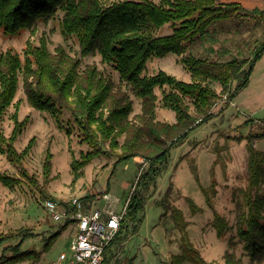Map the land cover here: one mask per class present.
<instances>
[{
  "label": "trees",
  "instance_id": "1",
  "mask_svg": "<svg viewBox=\"0 0 264 264\" xmlns=\"http://www.w3.org/2000/svg\"><path fill=\"white\" fill-rule=\"evenodd\" d=\"M59 10L64 11L61 22L63 35L78 39L82 56L99 54L104 63L111 64L118 72L120 82L117 83L111 74H105L95 63L81 69L80 57L72 56L62 45L51 51L44 38L39 45L29 42L24 49V58L13 48L0 51V151L11 163L19 165L25 175L23 162L33 147L34 138L21 151L15 146V141L29 117L19 120L16 112L9 136L5 135L2 126L21 81L32 107L55 117L65 110L70 111L83 141L90 146L81 161H73L74 169H77V164L84 165L103 153L117 157L114 169L140 156L149 163L136 185L142 186L155 180L168 163L174 146L183 144L195 127L215 116L213 108L219 98L225 97L227 107L248 86L257 61L264 55L262 42L249 57L234 55L220 61L223 70L208 76L210 80L220 82L222 94L210 81H186L162 69L151 75L145 73L151 57H163L169 52L183 55L197 38L208 37L211 27L219 22L243 21L251 16L264 19V8H246L238 1L0 0V28L7 36H14L39 22H48ZM166 25H170L172 32L158 34ZM227 53L230 49L224 47L223 55ZM181 60L194 70L208 62V59L194 54ZM157 87H169L163 92L162 102L175 112V122L157 119ZM129 90L141 99L142 105L140 113L133 116L134 99ZM258 120L261 122L258 128L252 126L245 136L247 177L241 199L236 202L237 235L244 242L250 264H260L264 260V150L256 147V142L264 139V119ZM246 122L249 124L256 120L250 118ZM106 143L109 149L104 148ZM44 167L46 172H50L49 158ZM0 181L5 185L13 183L12 177L1 171ZM141 193L138 187L131 194L122 225L125 230L132 225L136 231L140 226L139 214L145 206ZM205 193L210 204V194L208 191ZM163 202L159 206L167 210L169 206ZM171 216L182 232L181 251L172 257V264H215L207 261L190 241L182 211L173 207ZM213 225L219 237H223L230 228L226 218L219 213L215 214ZM65 227L60 225L56 232L45 238L44 250L49 249ZM123 232L120 231L112 244L119 242ZM31 235L34 234L21 228L16 234L0 237V247L15 236L21 237L18 243L2 250L0 264L38 261L41 252L22 249L23 241ZM225 259L228 264H233L235 258L226 252ZM117 264L130 263L124 259Z\"/></svg>",
  "mask_w": 264,
  "mask_h": 264
},
{
  "label": "rangeland",
  "instance_id": "2",
  "mask_svg": "<svg viewBox=\"0 0 264 264\" xmlns=\"http://www.w3.org/2000/svg\"><path fill=\"white\" fill-rule=\"evenodd\" d=\"M63 16L64 11L59 10L48 22H39L14 36H7L0 28V51L13 48L24 58L27 44L31 42L39 45L44 38L51 51L62 45L72 56L81 58V69L95 63L119 83L120 76L111 64L104 63L99 54L82 56L78 39L63 35ZM263 21L251 16L243 21L231 19L219 22L211 27L208 37L197 38L183 55L169 52L163 57H151L145 73L151 75L162 69L186 81H210L222 94L220 82L210 80L208 75L223 70L220 61L234 55L242 58L251 56L256 46L264 42ZM171 32L170 25H166L158 34ZM224 47L229 48L230 53L223 55ZM190 54L206 58L208 62L194 70L181 60ZM123 87H126L125 84ZM155 90L158 95L157 119L175 122V112L162 102L163 92L168 91L169 87H157ZM129 92L134 99L133 116L140 113L142 105L141 99ZM224 98L222 96L217 100L213 108L215 116L210 121L195 127L183 144L172 148L168 163L155 180L147 185L136 186L140 173L146 172L149 166L140 156L114 169L117 157L103 153L84 165L77 164V169H74L73 161H81L90 146L83 141L70 111L65 110L59 117H55L32 107L21 81L15 99L4 115L2 126L5 135L9 136L15 124L16 112L19 120L29 117L15 146L21 151L31 139L34 138V142L23 162L22 168L27 175L0 151V171L13 179L11 185L0 181V237L16 234L19 229L25 228L34 235L26 237L22 249L31 248L42 254L36 262L26 260L15 264H51L62 251L68 250L74 235L71 225H65L49 249L44 250L45 238L62 225L55 222L47 212L44 206L46 199L67 201L72 197L88 196L87 199L99 207L112 204V207L121 211L134 186L135 189L139 187L145 203L139 214L140 226L136 231L132 225L128 226V230L127 227L126 230L122 229V238L108 250L110 260H116V264L124 259L130 264H172V257L181 251L182 237V232L171 216L172 208L175 207L184 215L190 241L207 261L228 264L225 259L228 252L235 258L233 264H250L244 242L237 235L236 202L241 199V190L247 177L245 136L252 130V126L258 128L261 123L258 119H264V55L257 61L248 86L227 107ZM191 109L194 111L193 106ZM250 118L256 122L248 124L246 121ZM256 147L264 150V139L256 142ZM104 148L109 149V144L106 143ZM48 158L51 163L50 172H46L44 167ZM205 191L210 194V204ZM105 194H108V198L104 197ZM163 201L169 206L167 210L159 206L164 204ZM216 213L224 216L230 225L223 237L217 235L213 225ZM20 238L15 236L7 240L0 247V255L4 248L15 245ZM260 264H264V260Z\"/></svg>",
  "mask_w": 264,
  "mask_h": 264
},
{
  "label": "built area",
  "instance_id": "3",
  "mask_svg": "<svg viewBox=\"0 0 264 264\" xmlns=\"http://www.w3.org/2000/svg\"><path fill=\"white\" fill-rule=\"evenodd\" d=\"M131 194L121 211L112 204L99 207L91 199L82 197H72L65 203L46 199L44 206L53 220L62 225H71L74 229L68 250L62 251L51 264H116V260L109 259L108 250L123 229ZM104 197L108 198V194Z\"/></svg>",
  "mask_w": 264,
  "mask_h": 264
},
{
  "label": "crops",
  "instance_id": "4",
  "mask_svg": "<svg viewBox=\"0 0 264 264\" xmlns=\"http://www.w3.org/2000/svg\"><path fill=\"white\" fill-rule=\"evenodd\" d=\"M221 1H226V2L238 1L246 8H254V7H259L262 9L264 8V0H221Z\"/></svg>",
  "mask_w": 264,
  "mask_h": 264
}]
</instances>
